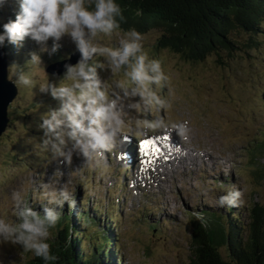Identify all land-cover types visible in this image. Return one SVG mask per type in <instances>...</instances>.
Segmentation results:
<instances>
[{
	"label": "rangeland",
	"instance_id": "374dc122",
	"mask_svg": "<svg viewBox=\"0 0 264 264\" xmlns=\"http://www.w3.org/2000/svg\"><path fill=\"white\" fill-rule=\"evenodd\" d=\"M17 10L15 0H9L0 9V31L9 17L15 18ZM262 27L264 30V23ZM158 35L157 29L143 34V44L150 58L161 59L170 78L171 93L160 89V95L168 100L163 110L136 106L124 113L126 126L115 139L124 158L127 152L130 165L119 159L116 142L93 166L84 165L78 157L73 158L70 166H64L53 161L49 154L37 152L33 145L42 136L37 127L39 114L49 105L57 107L58 101L40 93L38 88H17L7 110L9 124L0 135V216L15 222L13 190H21L38 207L42 181L60 184L70 178L75 204L82 201L86 211L97 215V228L101 223L104 225L106 214L113 216L110 223L116 238V260L111 264H189L191 218H196L197 212L225 213V208L218 204L219 195L232 187L243 191L238 204L232 207L243 224L248 221L245 211L248 204L264 207V149L256 150V145L264 147V35L259 37L261 44L256 50L237 51L231 56L221 53L223 64L215 55L193 63L168 50L156 49ZM122 36L123 32L118 31L100 39L111 44ZM63 44L51 57L41 54L44 67L33 70L37 85L62 74L63 71L55 74L48 70L74 47L67 39ZM12 45L9 48L13 55L7 61L10 80L9 66L17 63L27 71L30 52L38 51L39 47L29 38L22 47ZM3 48L7 53L9 48ZM112 78H122V74ZM157 118L166 121L168 127L163 131L148 130V122ZM177 123H181L179 131ZM168 132L171 139L182 143L173 151L165 146V162L175 161L177 169L171 171L156 162L148 169L138 148L150 135L166 138ZM127 145L135 155L129 153V148L123 152ZM138 165L144 171L148 169L143 177L137 176L134 169ZM75 204L63 206L73 209ZM151 223L157 227L151 228ZM31 255L18 245L0 242L3 264H24Z\"/></svg>",
	"mask_w": 264,
	"mask_h": 264
},
{
	"label": "clouds",
	"instance_id": "9594fccd",
	"mask_svg": "<svg viewBox=\"0 0 264 264\" xmlns=\"http://www.w3.org/2000/svg\"><path fill=\"white\" fill-rule=\"evenodd\" d=\"M15 3L18 5L15 18L9 17L2 25L0 47L6 42L22 47L26 38L39 47L38 51L30 52L27 71L17 63L9 66L11 80L17 88H38L40 93L58 101L57 107L49 105L39 114L37 127L42 136L33 145L37 152L49 154L53 161L64 166H70L74 157L93 166L111 149L117 134L126 126V111L136 106L167 108L168 100L160 95V89L171 93L169 75L161 59L149 57L140 31L135 27L121 29L125 17L118 0H15ZM8 4L9 0H0V9ZM118 31L123 36L117 42L101 41V36H112ZM65 39L74 45L65 58L70 61L71 56L78 54L75 63L65 62L57 79L48 77L37 85L33 70L44 67L41 54L53 56L64 46ZM115 74H122V78L113 79ZM166 127V121L159 118L146 125L151 131ZM180 128L181 123H177V131ZM242 196L240 188L232 187L219 195L218 204L234 207ZM37 203L38 207L31 204L21 190L12 191L11 205L16 219L10 223L0 216V242L18 245L49 264L57 260L48 242L51 230L61 218L63 205L75 204L71 179L60 184L42 181ZM196 218L202 225H208L202 213L197 212Z\"/></svg>",
	"mask_w": 264,
	"mask_h": 264
},
{
	"label": "trees",
	"instance_id": "16d2710c",
	"mask_svg": "<svg viewBox=\"0 0 264 264\" xmlns=\"http://www.w3.org/2000/svg\"><path fill=\"white\" fill-rule=\"evenodd\" d=\"M118 2L125 17L121 29L135 27L142 34L157 29L154 47L188 62H202L215 55L223 64L221 53L231 56L237 51L256 50L261 44L259 37L264 35V0ZM12 46L6 42L4 47ZM8 52L7 61L13 55L12 49ZM262 149L261 144L256 145V150ZM84 205L80 201L73 209L63 206L48 241L57 260L49 264H111L116 260L112 214H106L104 225L101 223L97 228V215L92 216ZM93 207L96 211V206ZM224 208L225 213L214 211L204 215L207 226L191 218L189 264H264V207L248 204L245 209L248 221L244 224L232 207ZM150 227L156 228V223ZM24 264H44V261L32 254Z\"/></svg>",
	"mask_w": 264,
	"mask_h": 264
},
{
	"label": "bare ground",
	"instance_id": "6f19581e",
	"mask_svg": "<svg viewBox=\"0 0 264 264\" xmlns=\"http://www.w3.org/2000/svg\"><path fill=\"white\" fill-rule=\"evenodd\" d=\"M163 131V130H162ZM149 133V132H148ZM147 133V134H148ZM169 133V132H168ZM156 134V133H155ZM154 135V134H153ZM151 136L150 138H148V140L147 141H145V143H147L148 141H150L151 143L149 144V145H147V146H140L139 148H138V151H139V153H141V159L145 162V165H146V167L148 168V169H150L151 168V166H153V163L154 162H156L157 163V166H159V167H163V168H165V169H168V170H171V171H175L176 169H177V166H175V161H174V163L172 164L171 162H169V160L167 159L166 160V162H165V157L167 156V153H166V150H165V146L166 147H169L170 148V150H172L173 151V149L176 147V146H178L179 144H182V143H180L178 140H173V139H171V134L169 133V135H166V138L165 137H161V136H159V135H154V136ZM148 136V135H147ZM117 137V136H116ZM138 139V138H137ZM130 141V140H129ZM128 140H127V142H129ZM142 141V140H141ZM140 141V142H141ZM114 142H116V139L114 140ZM182 142H183V140H182ZM136 143V142H135ZM116 144H117V147L119 148V151H120V154L122 153L121 152V148H120V145H119V143H117L116 142ZM130 144V143H129ZM163 146V147H162ZM186 146V145H185ZM150 147V148H149ZM127 148H129V153H132L133 154V150H132V148H131V146L130 145H127L126 147H123L122 148V150H123V152L125 151V150H127ZM157 148H159L160 149V151H157L156 152V149ZM186 148V147H185ZM141 149H143L142 151H141ZM179 149H180V147H179ZM137 151V150H136ZM125 153V155H126V158H124V156H123V154H121V158H119V159H123L124 161H125V163H127L128 165H130L131 164V161L129 160V156H128V154H127V152L125 151L124 152ZM135 151H134V154L133 155H135ZM120 154H119V157H120ZM175 154V153H174ZM137 156V155H136ZM139 156V155H138ZM175 156V155H174ZM177 156V155H176ZM178 158V157H177ZM181 158V157H180ZM162 159H164L163 160V163H162ZM184 160V159H183ZM177 161V160H176ZM189 163V162H188ZM177 164V163H176ZM134 169H136V172H137V176H139V177H141L146 171H148V169L147 170H143V168L141 167V165H138V166H136ZM157 169L158 168H156V171H157ZM160 172V171H159ZM163 173V172H162ZM147 174H148V172H147ZM154 175V174H153ZM162 175V174H161ZM143 177V176H142Z\"/></svg>",
	"mask_w": 264,
	"mask_h": 264
},
{
	"label": "water",
	"instance_id": "95a60500",
	"mask_svg": "<svg viewBox=\"0 0 264 264\" xmlns=\"http://www.w3.org/2000/svg\"><path fill=\"white\" fill-rule=\"evenodd\" d=\"M76 59L77 54L71 56L70 61H67L65 58L61 61L53 62L52 66L49 67L48 71L51 73L58 74L64 70L63 64L65 62L75 63ZM7 66L8 64L6 52L3 47H0V135L7 128V110L17 94L16 85L8 78Z\"/></svg>",
	"mask_w": 264,
	"mask_h": 264
}]
</instances>
